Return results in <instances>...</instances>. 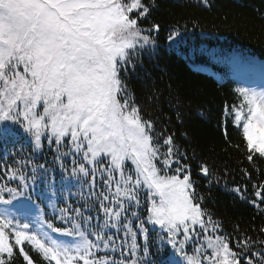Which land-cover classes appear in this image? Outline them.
<instances>
[{
    "label": "snow or ice",
    "instance_id": "snow-or-ice-1",
    "mask_svg": "<svg viewBox=\"0 0 264 264\" xmlns=\"http://www.w3.org/2000/svg\"><path fill=\"white\" fill-rule=\"evenodd\" d=\"M202 3L208 6L209 0ZM154 7L155 0H0V135L19 132L36 150L45 140L55 144L67 178L93 190L104 218L93 225V217L69 204L48 219L41 203L52 201L55 182H49L48 192L37 190V168L29 177L23 171L27 162L20 160L19 167L5 170L17 185L0 183V205L11 206L0 209V264H14L17 255L25 264H37L30 251L46 264H141L137 235L147 242L146 223L165 234L157 253L170 247L174 255L168 264H264V240L233 241L223 232L202 207L205 197L197 192L187 153L173 134L156 132L129 90L126 77L135 72L134 61L155 46L153 33L160 25L144 27ZM177 36L180 31L174 30L168 39ZM231 63L238 78L252 70L251 62ZM260 74L264 77V65ZM235 91L240 103L230 113L226 106L225 115L240 130L248 161L254 154L264 159V87ZM62 156H72L70 170ZM198 167L211 176L206 163ZM254 188L257 199L251 202L259 208L264 183ZM231 191L243 198L239 186ZM142 192L146 216L139 211ZM57 218L71 226H57ZM109 229L122 230L125 239L117 245ZM101 249L119 251L121 259L100 256ZM142 251L146 257L147 243Z\"/></svg>",
    "mask_w": 264,
    "mask_h": 264
},
{
    "label": "trees",
    "instance_id": "trees-1",
    "mask_svg": "<svg viewBox=\"0 0 264 264\" xmlns=\"http://www.w3.org/2000/svg\"><path fill=\"white\" fill-rule=\"evenodd\" d=\"M153 22L160 25L159 31L153 33L155 46L134 61L136 70H129L126 77L135 102L144 117L155 123L157 133L173 134L175 143L187 153L185 162L191 166L197 192L205 197L202 207L221 223L223 232L233 241L243 236L264 240V233L260 231L264 228V204L258 208L251 202L257 199L254 186L264 183V159L254 154L253 162L248 161L250 153L246 142L240 130L233 126L231 115H225L226 106L230 113L232 106L240 103V97L234 85L227 81L228 77L221 79L209 70L215 66L214 58L221 54L240 53L264 64V0H209L208 6L202 0H155L144 27H151ZM174 30H179L180 36L170 41L168 37ZM225 72L228 74L226 69ZM58 155L55 144L49 146L46 140L43 148L36 150L30 139L19 132L16 136L0 135V183L15 187L18 181H8L5 170L19 167L18 161L24 160L27 163L23 171L27 176L31 177L32 169L37 168V190L48 192L49 182H55L53 203L56 208L50 203L47 205L46 200L41 203V208L49 214L48 219H52L59 208L70 204L72 208L81 209L84 216L93 217V225L102 224L103 213L92 195L93 190L86 183L68 179V173L57 160ZM60 159L64 169L72 168V156ZM201 163L209 166L211 176L200 173L198 165ZM246 173H250V177ZM237 186L243 198L231 191ZM100 188L102 184L98 180L97 190ZM141 200L139 211L146 216L147 201L143 192ZM55 223L71 226L58 218ZM145 226L147 242L142 234L137 235L141 264L152 261L168 264L174 255L172 249L166 246L162 253H157L160 236L165 234L158 225L146 223ZM108 234L115 237L117 245L125 239L122 230L109 229ZM128 243L130 240L125 248ZM145 243L149 249L146 257L142 251ZM253 248L258 249L259 245ZM30 254L37 264H46L35 252L30 251ZM106 254L121 259L119 251L101 249L98 253ZM14 264L25 262L17 255Z\"/></svg>",
    "mask_w": 264,
    "mask_h": 264
},
{
    "label": "rangeland",
    "instance_id": "rangeland-1",
    "mask_svg": "<svg viewBox=\"0 0 264 264\" xmlns=\"http://www.w3.org/2000/svg\"><path fill=\"white\" fill-rule=\"evenodd\" d=\"M234 58H238L245 63L251 62L252 70L245 77L238 78L233 73L231 61ZM214 60H215V66L213 67V69L210 68L209 70L213 71V73L216 76L220 77L221 79H223V77H228L227 81L231 82L234 85L235 90L238 87H255L258 89L260 87H264V77H262L260 74L261 66L264 65L263 63L254 62L256 60H253L245 55H240V53L230 54V55H225V54L217 55L214 58ZM225 69L228 71V74H226ZM53 199L51 202L46 200V204L47 205H49V203L52 204ZM15 203L16 202H14V204ZM4 207H11V206L1 205L0 209H3ZM48 215L49 214H47V218H48ZM56 235H59V234H56ZM64 239H68V238L65 237Z\"/></svg>",
    "mask_w": 264,
    "mask_h": 264
}]
</instances>
